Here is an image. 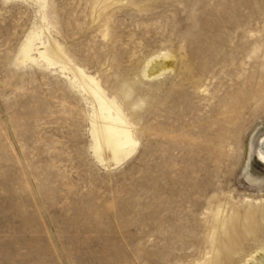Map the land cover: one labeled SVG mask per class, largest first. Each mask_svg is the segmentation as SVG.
Here are the masks:
<instances>
[{
    "label": "rangeland",
    "instance_id": "374dc122",
    "mask_svg": "<svg viewBox=\"0 0 264 264\" xmlns=\"http://www.w3.org/2000/svg\"><path fill=\"white\" fill-rule=\"evenodd\" d=\"M94 4L0 0V264L207 261L224 219L264 206V163L248 157L264 136V50L250 45L264 31L250 37L238 0ZM31 42L67 64L29 59ZM76 67L131 126L120 162L99 160ZM262 224L234 264L255 263Z\"/></svg>",
    "mask_w": 264,
    "mask_h": 264
},
{
    "label": "bare ground",
    "instance_id": "6f19581e",
    "mask_svg": "<svg viewBox=\"0 0 264 264\" xmlns=\"http://www.w3.org/2000/svg\"><path fill=\"white\" fill-rule=\"evenodd\" d=\"M108 1L95 0L94 6L100 7L102 3H107ZM238 1L241 7L249 9L251 14V19L241 26H244L246 28L245 30H248V33L252 34L250 37L254 38L255 32L264 31V0ZM257 5H261L263 9V18L259 15V10L256 9ZM258 26L260 28L259 30L257 28ZM256 42L259 44V48L264 50V39L263 41L256 40L255 38L251 39L250 45L255 46ZM33 52H36L42 60L49 64L52 62L56 64H67L57 49L50 43H47V45L41 43V46L35 47V44L31 42L28 45L29 59H33ZM167 70H169V66L156 63L151 69V75H157V73ZM74 71L77 74L74 83L86 91V93L90 94L93 99L92 101L95 103L91 123L93 127L92 134L97 142L96 153L99 154V160L114 163L122 161L129 156L132 146L135 143L130 131L131 126L126 122L115 98H108L94 77L87 75L78 67ZM257 134L254 136H257ZM248 157L249 163L253 158L260 159L264 163V136L256 137L255 140L253 139ZM249 175L254 181H263V179L254 177L250 173ZM249 210L243 216L224 219L221 222L218 232L213 231L208 236L211 245V257L207 261L200 262L199 264H234L236 257L240 254L242 237H257L260 225L264 223V206ZM260 252H262V255H260ZM260 252L258 253L259 255H256L258 257L249 255V261L255 262L254 264H264V249L262 247ZM246 261L248 263V260Z\"/></svg>",
    "mask_w": 264,
    "mask_h": 264
}]
</instances>
